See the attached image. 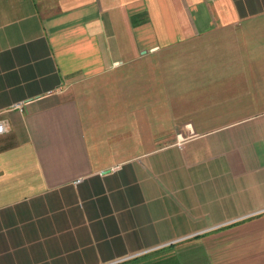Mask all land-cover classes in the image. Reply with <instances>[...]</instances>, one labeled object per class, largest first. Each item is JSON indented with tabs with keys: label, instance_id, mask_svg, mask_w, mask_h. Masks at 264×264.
Wrapping results in <instances>:
<instances>
[{
	"label": "crops",
	"instance_id": "crops-1",
	"mask_svg": "<svg viewBox=\"0 0 264 264\" xmlns=\"http://www.w3.org/2000/svg\"><path fill=\"white\" fill-rule=\"evenodd\" d=\"M0 264H264V0H0Z\"/></svg>",
	"mask_w": 264,
	"mask_h": 264
},
{
	"label": "built area",
	"instance_id": "built-area-1",
	"mask_svg": "<svg viewBox=\"0 0 264 264\" xmlns=\"http://www.w3.org/2000/svg\"><path fill=\"white\" fill-rule=\"evenodd\" d=\"M2 131H4V124H3V122H1V120H0V132H2Z\"/></svg>",
	"mask_w": 264,
	"mask_h": 264
}]
</instances>
